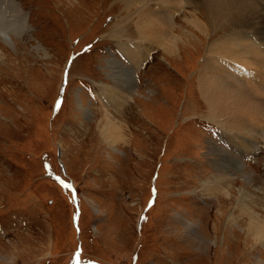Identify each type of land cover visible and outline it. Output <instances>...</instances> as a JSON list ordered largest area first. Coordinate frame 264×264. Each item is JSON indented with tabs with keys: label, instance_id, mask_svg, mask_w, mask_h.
Returning <instances> with one entry per match:
<instances>
[{
	"label": "rangeland",
	"instance_id": "obj_1",
	"mask_svg": "<svg viewBox=\"0 0 264 264\" xmlns=\"http://www.w3.org/2000/svg\"><path fill=\"white\" fill-rule=\"evenodd\" d=\"M138 8L0 0V264H264L249 212L264 220V143L233 147L198 86L226 29L174 57L154 46L134 66L119 45L138 40ZM174 18L178 34L193 29ZM118 74L130 96L115 94ZM107 116L125 141L105 137Z\"/></svg>",
	"mask_w": 264,
	"mask_h": 264
},
{
	"label": "bare ground",
	"instance_id": "obj_2",
	"mask_svg": "<svg viewBox=\"0 0 264 264\" xmlns=\"http://www.w3.org/2000/svg\"><path fill=\"white\" fill-rule=\"evenodd\" d=\"M189 6L191 10H187ZM16 8L22 15L21 6L16 5ZM178 13L185 14L192 30L177 33L174 17ZM132 16L138 40L122 41L119 47L134 66L142 60L144 51L154 46L174 57L182 52L183 46L187 48L193 42L194 36L206 37L208 33L226 29L209 42L203 57L198 75L200 95L208 105L209 121L219 126L221 134L233 147L250 148L247 142L256 141L257 136L264 143V0H139V8L130 18ZM20 25L17 26L20 33L28 29L23 17ZM2 34L8 35V31ZM1 40L14 49L11 37ZM4 56L6 53L0 47V59ZM116 77L115 94L130 96L127 91L134 88L132 79L127 74L124 79L120 74ZM115 94L108 96L107 102L116 99ZM103 134L111 142L125 141L121 129L109 116ZM240 164L238 162L236 167H242ZM240 169L222 175L229 180ZM244 179L246 181L247 176ZM222 191L230 197L227 187ZM249 212L251 227L263 236L264 220L259 214Z\"/></svg>",
	"mask_w": 264,
	"mask_h": 264
},
{
	"label": "snow or ice",
	"instance_id": "obj_3",
	"mask_svg": "<svg viewBox=\"0 0 264 264\" xmlns=\"http://www.w3.org/2000/svg\"><path fill=\"white\" fill-rule=\"evenodd\" d=\"M59 106H60V102L58 101V102H57V107H59Z\"/></svg>",
	"mask_w": 264,
	"mask_h": 264
},
{
	"label": "water",
	"instance_id": "obj_4",
	"mask_svg": "<svg viewBox=\"0 0 264 264\" xmlns=\"http://www.w3.org/2000/svg\"><path fill=\"white\" fill-rule=\"evenodd\" d=\"M73 191H74V195H76L74 188H73Z\"/></svg>",
	"mask_w": 264,
	"mask_h": 264
}]
</instances>
